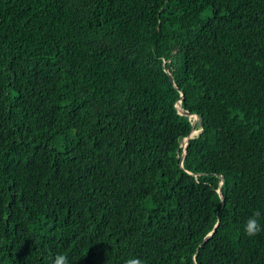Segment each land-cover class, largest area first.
Instances as JSON below:
<instances>
[{"label": "trees", "instance_id": "trees-1", "mask_svg": "<svg viewBox=\"0 0 264 264\" xmlns=\"http://www.w3.org/2000/svg\"><path fill=\"white\" fill-rule=\"evenodd\" d=\"M257 210L264 0H0V264H264Z\"/></svg>", "mask_w": 264, "mask_h": 264}, {"label": "clouds", "instance_id": "clouds-1", "mask_svg": "<svg viewBox=\"0 0 264 264\" xmlns=\"http://www.w3.org/2000/svg\"><path fill=\"white\" fill-rule=\"evenodd\" d=\"M264 215L260 210L254 211L250 217L247 218L244 224V233L248 237H254L264 232V224L261 223V216ZM53 264H69L68 258L63 254H57ZM125 264H144L139 258L128 259Z\"/></svg>", "mask_w": 264, "mask_h": 264}, {"label": "water", "instance_id": "water-1", "mask_svg": "<svg viewBox=\"0 0 264 264\" xmlns=\"http://www.w3.org/2000/svg\"><path fill=\"white\" fill-rule=\"evenodd\" d=\"M168 72H169V71H168ZM169 75H170L171 80L173 81L172 73L169 72ZM182 94H183V93H182ZM177 107H178V110H179V112H180L181 114H186V115H188V116H192V117H193V128H192V131H191L190 135H189L188 137H186V138L184 139V141H183L184 151H183L182 159H181V165H182V163H183V159H184V156H185V154H186V148H187V145H188L189 139H190L191 137L195 136L196 134H198V133L200 132V130H199V132L194 133L195 131H197V129L195 128V126H196L197 122L200 120V116H199L198 114H193V113H190V112L187 111V110H184V109L182 108V106H181V100L177 103ZM221 182H222V179H221ZM219 193L221 194V196H223V195H222V191H221V189H219ZM212 233H213V232H210V233L206 236L205 240L208 239V238L212 235Z\"/></svg>", "mask_w": 264, "mask_h": 264}, {"label": "rangeland", "instance_id": "rangeland-1", "mask_svg": "<svg viewBox=\"0 0 264 264\" xmlns=\"http://www.w3.org/2000/svg\"><path fill=\"white\" fill-rule=\"evenodd\" d=\"M199 130H197V132H198Z\"/></svg>", "mask_w": 264, "mask_h": 264}, {"label": "bare ground", "instance_id": "bare-ground-1", "mask_svg": "<svg viewBox=\"0 0 264 264\" xmlns=\"http://www.w3.org/2000/svg\"><path fill=\"white\" fill-rule=\"evenodd\" d=\"M199 132V131H198Z\"/></svg>", "mask_w": 264, "mask_h": 264}]
</instances>
